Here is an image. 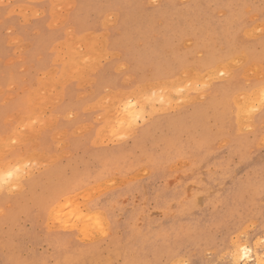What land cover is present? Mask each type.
Here are the masks:
<instances>
[{"label":"rangeland","instance_id":"rangeland-1","mask_svg":"<svg viewBox=\"0 0 264 264\" xmlns=\"http://www.w3.org/2000/svg\"><path fill=\"white\" fill-rule=\"evenodd\" d=\"M235 241L264 251V0H0V264Z\"/></svg>","mask_w":264,"mask_h":264},{"label":"bare ground","instance_id":"bare-ground-1","mask_svg":"<svg viewBox=\"0 0 264 264\" xmlns=\"http://www.w3.org/2000/svg\"><path fill=\"white\" fill-rule=\"evenodd\" d=\"M63 3H64V1H63ZM74 2H72V4H73ZM25 5V4H24ZM73 6V5H72ZM71 6V7H72ZM64 11V10H63ZM107 14V13H106ZM66 46V45H65ZM81 46V45H80ZM60 47V46H59ZM98 50V49H97ZM82 54V53H81ZM94 56V55H93ZM120 56V55H119ZM37 58V57H36ZM102 61V60H101ZM126 64V63H125ZM215 68V67H214ZM208 70V69H207ZM46 74V73H45ZM47 76V75H46ZM95 80V79H94ZM170 80V79H169ZM33 82V81H32ZM64 86V85H63ZM29 89V88H28ZM152 92H154V91H152ZM30 93V92H29ZM11 97V96H10ZM42 98H43V96H42ZM44 99H46V98H44ZM87 104V103H86ZM156 104V103H155ZM47 107V106H46ZM121 107V106H120ZM49 108V107H48ZM147 110V109H146ZM45 111V110H44ZM150 111V110H149ZM38 112H40V111H38ZM74 112H76V111H74ZM115 112V111H114ZM114 112H113V114H114ZM110 113H112V111L110 112ZM121 113V112H120ZM150 113V112H149ZM152 113V112H151ZM9 115V114H8ZM129 117V116H128ZM144 119V118H143ZM110 120V119H109ZM115 120V119H114ZM113 121V120H112ZM20 122V121H19ZM115 122V121H114ZM153 123V122H152ZM110 131V130H109ZM35 136V135H34ZM131 136V135H130ZM35 138V137H34ZM53 138V137H52ZM101 142V141H100ZM103 142V141H102ZM111 143V142H110ZM2 147V146H1ZM28 147V146H27ZM25 150V149H24ZM37 163V162H36ZM8 166H10V165H8ZM8 166H6V167H8ZM16 167V166H15ZM18 168H21V167H18ZM16 170V169H15ZM15 170H10L9 171V176H12V175H14V173H15ZM32 170H33V168H32ZM35 171V170H34ZM18 174V173H17ZM21 174V173H20ZM15 177V176H14ZM22 177V176H21ZM17 178V177H16ZM6 179H7V177H6ZM18 179V178H17ZM16 182V181H15ZM20 185V184H19ZM69 195V194H68ZM68 195H66V196H68ZM3 211V210H2ZM108 221V220H107ZM71 226L72 227H76V226H78V224L77 223H72L71 224ZM71 228V227H70ZM87 229H88V227H86ZM78 229V228H77ZM240 237V236H239ZM95 239V238H94ZM234 247H235V249H234V251H233V253L230 255V256H232V258L234 259V262H233V264H241V262H243V261H245L246 262V264H248V263H250L251 261H253V260H255L256 258H257V263H255V264H263L264 262V251H260V249H259V247H258V245H250V244H248L247 242H244V243H242V242H240V241H235V243H234ZM205 251V250H204ZM230 252V251H229ZM260 253H262V254H260ZM180 257V256H179ZM178 257V258H179ZM186 260V259H185ZM210 263V262H209ZM227 263V262H226ZM252 264V263H251Z\"/></svg>","mask_w":264,"mask_h":264}]
</instances>
